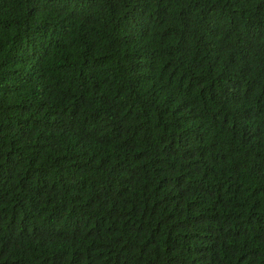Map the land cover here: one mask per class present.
Here are the masks:
<instances>
[{"label":"trees","instance_id":"1","mask_svg":"<svg viewBox=\"0 0 264 264\" xmlns=\"http://www.w3.org/2000/svg\"><path fill=\"white\" fill-rule=\"evenodd\" d=\"M0 264H264V0H0Z\"/></svg>","mask_w":264,"mask_h":264}]
</instances>
